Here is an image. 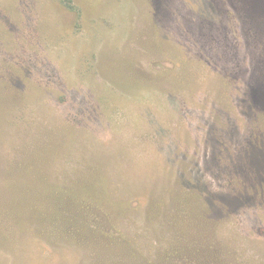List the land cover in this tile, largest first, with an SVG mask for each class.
Masks as SVG:
<instances>
[{"label": "rangeland", "instance_id": "obj_1", "mask_svg": "<svg viewBox=\"0 0 264 264\" xmlns=\"http://www.w3.org/2000/svg\"><path fill=\"white\" fill-rule=\"evenodd\" d=\"M260 73L264 0H0V264H264Z\"/></svg>", "mask_w": 264, "mask_h": 264}, {"label": "trees", "instance_id": "obj_2", "mask_svg": "<svg viewBox=\"0 0 264 264\" xmlns=\"http://www.w3.org/2000/svg\"><path fill=\"white\" fill-rule=\"evenodd\" d=\"M260 66H261L260 68H262L260 71H262L263 70L262 64H260ZM260 83H261V87L254 92L255 100L257 102L258 101H264V73H260ZM257 141H258V139H257ZM81 187H82V189L80 191L76 190L75 188L67 189L65 191L66 192L65 194H63L64 191H61L62 189H60L58 187H53L54 189L52 191V194L65 195L67 200H69L68 202H71L69 207L91 203L92 199H94V198L92 196L93 195L92 194L93 191H89V184L88 183H83L81 185ZM90 194H91V196H90ZM62 204L63 203H60L61 207L63 206ZM67 207H68V205H67ZM66 208L61 209L60 212L64 213Z\"/></svg>", "mask_w": 264, "mask_h": 264}]
</instances>
